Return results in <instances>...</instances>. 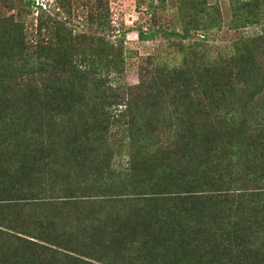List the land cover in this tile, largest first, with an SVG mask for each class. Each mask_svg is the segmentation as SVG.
Here are the masks:
<instances>
[{
  "label": "trees",
  "instance_id": "1",
  "mask_svg": "<svg viewBox=\"0 0 264 264\" xmlns=\"http://www.w3.org/2000/svg\"><path fill=\"white\" fill-rule=\"evenodd\" d=\"M242 3L250 15L253 9L264 11L260 0ZM241 22L253 24L249 17ZM52 29L39 24L38 54L56 51ZM187 37L185 33L183 38ZM17 41L24 45L23 35L14 38L11 50L19 47L15 45ZM240 42L243 55L231 56L223 65L216 62L213 71L206 70L208 75L199 72L195 77L191 71L173 69L142 84L146 85L145 91L153 92L151 97L145 94L144 98L157 104L161 96L165 99L171 95L173 102L180 104V108L175 107L178 110L186 103L176 121L171 120L169 131L174 128L180 132L189 126V132L202 130L203 136L189 137L184 153L170 148V157L178 155L176 162L161 158L165 164L162 167L168 169L163 185L153 181L159 165L147 171L139 169L140 172L133 157L130 167L119 171L118 176H140L143 192L120 184L118 188L107 186L102 195L99 189L90 194L91 186L84 191L79 188L80 182L72 185L68 180L71 191L69 195L64 191L66 197H62L69 200L67 204L74 205L76 200L83 199V208L91 201L97 208L91 217L87 212L86 220L81 213L77 227L68 228L67 224L66 229L67 217L72 221L73 214L65 216V223L57 211L50 210L40 213V217L36 213L25 219L12 215L15 204L24 199L19 198L22 193L35 194L38 173L46 172L53 179L63 165L71 173L80 170L87 178L82 184H90L92 169L98 177L103 176L105 163L92 164L96 160L90 162L87 158L95 151L91 137L98 131L107 132L111 124L108 106L117 104L121 97H108L110 103L104 106L108 108L106 122L100 125L98 118L87 119L81 109L100 99L106 88L98 75L74 65L71 51L57 60H44L37 70L16 71L2 65L0 134L14 136L23 159L20 164L10 162L12 165L6 169L0 162V264H264V32L241 38ZM4 54L0 56L2 62ZM12 55L7 58L13 60ZM34 75L39 80L22 87ZM22 110L40 119L33 120L37 127L31 131L33 140H25L26 134L21 140L20 133L14 132ZM68 114L71 120L61 119ZM74 114L86 117L76 123L72 119ZM204 115L209 120L202 118ZM189 116L193 118L186 124ZM83 150L89 152L83 154ZM14 164L20 175L17 179L13 176ZM23 179L29 185L18 189L15 184ZM47 182H42L39 196L46 194ZM29 220L33 223L31 230L27 227ZM43 222L51 227L41 235ZM54 228H60L61 233L53 234Z\"/></svg>",
  "mask_w": 264,
  "mask_h": 264
},
{
  "label": "rangeland",
  "instance_id": "2",
  "mask_svg": "<svg viewBox=\"0 0 264 264\" xmlns=\"http://www.w3.org/2000/svg\"><path fill=\"white\" fill-rule=\"evenodd\" d=\"M249 1L253 0H0V56L5 53V62H2L0 57V67L8 66L16 71L37 70L40 63H45L44 60H57L61 54L71 51L74 65L98 75L106 88L105 93L100 94V99L84 104L81 111L82 113L85 111L87 117L80 114L77 117L73 115L72 119L76 123L85 117L98 118L100 125L105 123V113L108 108L104 106L107 107L110 103L108 97L111 100H114V94L121 97L118 98L117 104L108 106L111 112V124L107 132L98 131L91 137L94 143L92 148L95 151L87 158L91 159L90 162L96 160L92 164L98 165L99 161L105 163L103 176L98 177L96 170L92 169L94 174L89 181L90 184H86V181L82 184L87 179H84L82 172L80 170L75 173L68 172L64 169V165L60 166V169L55 168L59 171L53 179L46 172L38 173L34 186L35 194L27 196L24 193L18 194L19 198L24 199L19 202L20 204H15V210L10 211L12 215L17 214L27 219L29 215L36 213H39L38 217H40L43 211L45 213L49 210L57 211L56 214L62 217L61 222L65 223V216L69 213L73 214L72 221L67 217L65 229L67 224L68 228L77 227L76 221L82 219L81 213L84 215L83 220H86L88 214L91 217L97 207L93 206L96 204L91 201L93 203L84 205V209L83 199L76 200L74 205H71L72 202L70 205L67 204L69 200L62 197H66L71 191L68 180H71L72 185L80 182L79 188L84 191L86 187L91 186L93 190L90 194H95L99 189L102 195L107 186L114 185L118 188L120 184H129L132 189L136 188L137 192H143L144 189H140V176L130 179L126 177L122 179L118 176L119 171H126L130 167V160L133 157L138 170L141 171H147L152 167L156 169L159 165L160 169L156 172L158 176L153 181L163 185L168 169L166 166L162 167L165 164L161 158L166 157L167 161L174 160L169 163L176 162L178 155L174 154L170 157V148L176 147L180 152H186L185 149L190 143L189 137L200 138L203 136V131L191 133L188 131L189 126L180 132L174 128L169 131L167 127L171 124V120L176 121L186 103L182 105L183 109L178 110L175 107L180 108V104L173 102L174 98L171 95L165 99L161 96L157 104L155 100L144 98L145 94L151 97L153 92L145 91L146 85L142 84L151 83L153 78L161 77L162 73L173 69L191 71L195 77L199 72L208 75L207 69L213 71L214 65L227 62L231 56L243 55L240 39L255 37L264 32V11L260 13L257 9H253L250 15L242 7V2ZM260 2L264 3V0ZM246 17H249L253 24L241 22ZM39 24L53 28V43L56 51L49 55L47 53L40 55L36 49L40 41ZM185 33L188 34L187 38H183ZM22 35L24 45L22 41H17L15 45L19 47L14 51L11 50L10 44L14 38ZM141 35L147 38L142 40ZM10 54H13V60L7 58ZM35 80H39L36 75L22 87H26L28 83L34 84ZM128 102L131 105L126 108ZM206 116L202 118L209 120ZM17 117L18 125L14 132L20 133L21 140L25 134L28 135L25 140H33L30 137L31 131L37 128L33 120L40 122V119H35V115L24 110ZM212 117L216 116L212 115ZM187 118L186 124L193 117ZM61 119L69 121L71 116L68 114ZM28 123L33 126L26 127ZM7 124L11 128L12 121L9 120ZM161 126L162 130H160ZM138 134L142 137H138ZM32 142L29 141L30 144ZM19 148L20 145L13 135L8 138L0 134V162L4 168L9 166L10 162L21 163L23 157ZM88 152L89 150H83V154ZM15 164L13 176L17 179L20 175ZM28 173L29 171H26V176ZM156 180L162 182L158 183ZM42 182H47L46 194L39 196L43 191ZM15 185L21 187L29 184L23 179ZM81 185L83 187H80ZM39 197L43 199L36 201L35 199ZM34 201H36L35 205ZM30 222L31 220L27 222L29 230L31 226L33 227V223ZM40 227L41 235H44L51 226L43 222ZM40 227L35 232L38 233ZM54 232L61 233L60 228H54L52 233ZM136 255L132 254V256Z\"/></svg>",
  "mask_w": 264,
  "mask_h": 264
}]
</instances>
